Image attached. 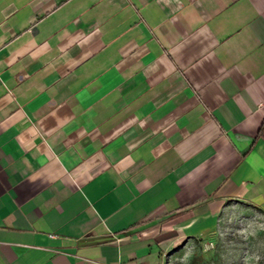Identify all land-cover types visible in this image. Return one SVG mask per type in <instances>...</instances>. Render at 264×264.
Here are the masks:
<instances>
[{
  "label": "crops",
  "instance_id": "0c3cea01",
  "mask_svg": "<svg viewBox=\"0 0 264 264\" xmlns=\"http://www.w3.org/2000/svg\"><path fill=\"white\" fill-rule=\"evenodd\" d=\"M264 211V0H0V264H158Z\"/></svg>",
  "mask_w": 264,
  "mask_h": 264
},
{
  "label": "rangeland",
  "instance_id": "374dc122",
  "mask_svg": "<svg viewBox=\"0 0 264 264\" xmlns=\"http://www.w3.org/2000/svg\"><path fill=\"white\" fill-rule=\"evenodd\" d=\"M158 264H264V211L232 203L212 228L166 250Z\"/></svg>",
  "mask_w": 264,
  "mask_h": 264
}]
</instances>
